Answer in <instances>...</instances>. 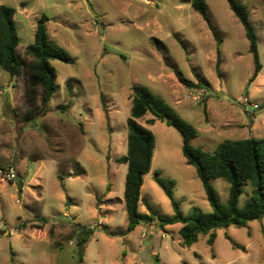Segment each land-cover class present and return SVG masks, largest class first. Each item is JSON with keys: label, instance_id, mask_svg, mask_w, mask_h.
Wrapping results in <instances>:
<instances>
[{"label": "rangeland", "instance_id": "obj_1", "mask_svg": "<svg viewBox=\"0 0 264 264\" xmlns=\"http://www.w3.org/2000/svg\"><path fill=\"white\" fill-rule=\"evenodd\" d=\"M238 1L257 35L261 69L253 81L244 29L226 0H206L222 40L218 68L216 42L192 0H0L15 10L19 57L44 15L49 39L70 58L51 61L56 91L44 115L27 122L22 77L12 80L0 67V167L11 165L17 174L12 182L0 179V264H264V219L218 228L212 245L199 235L191 247L180 244L182 224L159 226L157 216L174 212L156 174L174 182L172 195L184 216L211 212L175 129L160 121L148 125L150 113L138 120L155 138L140 189L155 216L128 233L127 166L116 161L127 152L134 85L148 88L192 125L198 135L190 145L204 152L213 153L224 140L264 138V0ZM210 182L225 204L229 184ZM248 191L244 186L240 207ZM138 211L148 213L144 205ZM39 219L47 220L41 229ZM77 225L96 228L80 263L70 238Z\"/></svg>", "mask_w": 264, "mask_h": 264}, {"label": "trees", "instance_id": "obj_2", "mask_svg": "<svg viewBox=\"0 0 264 264\" xmlns=\"http://www.w3.org/2000/svg\"><path fill=\"white\" fill-rule=\"evenodd\" d=\"M226 1L229 9L244 29L248 49L254 61V72L250 79L253 81L261 69L254 26L248 19L245 6L240 1ZM191 6L205 21L216 42V67L218 68L221 60L220 45L222 40L207 15L206 0H192ZM14 14L13 8L0 5V67L10 79L17 80L19 77L23 79V96L27 104L23 119L27 122L38 115H44L45 106L56 91V71L51 65V61L58 60L69 63L70 58L63 49L49 39L46 28L47 18L44 15L36 22L33 44L26 47L24 58L19 57L16 52L18 35L14 24ZM177 41L184 47L178 38ZM175 75L179 83L191 87V84L176 72ZM147 113L152 115V118L147 120L148 125L160 121L181 135V151L186 164L194 167L211 207L210 213L193 212L189 216H184L172 195L174 182L162 179L156 174L154 181L170 200L174 212L172 216H157L161 228L167 225L182 224L179 229L180 244L183 247H191L198 241L199 235L208 236L207 243L212 245L216 237V229L229 226L245 227L250 221L264 219V138L259 140L254 138L236 141L224 140L213 153L204 152L202 149L190 145V140L198 135V131L192 125L181 119L148 88L134 85L131 87V109L126 122L127 152L125 156L116 160L127 166L123 192L128 218L127 233L139 225L150 224L154 221L155 216V211L146 200L140 199V189L144 176L150 171L155 147V138L152 132L138 122ZM72 176H77V173L74 172ZM213 179H222L229 184L228 199L225 204H220L218 201L217 194L210 182ZM244 186H249L250 199L240 207L239 197L243 193ZM140 205L146 207L147 214L138 211ZM39 221L42 224L36 225V228L41 229L47 220L39 219ZM101 230L109 237L115 236L114 233L106 232L104 228ZM95 231L94 226H73L70 238H74L76 241L79 263L82 261L83 252ZM234 246L237 245L234 244Z\"/></svg>", "mask_w": 264, "mask_h": 264}, {"label": "built area", "instance_id": "obj_3", "mask_svg": "<svg viewBox=\"0 0 264 264\" xmlns=\"http://www.w3.org/2000/svg\"><path fill=\"white\" fill-rule=\"evenodd\" d=\"M194 100H197L198 97H194ZM253 108H256V105H252ZM17 178L16 170L13 166L7 165L5 167H0V179L6 182H12Z\"/></svg>", "mask_w": 264, "mask_h": 264}, {"label": "crops", "instance_id": "obj_4", "mask_svg": "<svg viewBox=\"0 0 264 264\" xmlns=\"http://www.w3.org/2000/svg\"><path fill=\"white\" fill-rule=\"evenodd\" d=\"M22 81H23V79H22ZM14 89H15V87H14ZM23 91H24V84L22 85L21 92H20V95H19L21 103H23V101H25V100H24V96H23ZM13 100H14L15 103L18 104V98L15 99V98H14V95H13ZM25 106H26V105H25ZM24 110H25V109H24ZM25 111H26V110H25ZM152 158H153V157H152ZM123 203H124V201H123Z\"/></svg>", "mask_w": 264, "mask_h": 264}]
</instances>
